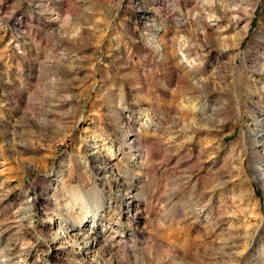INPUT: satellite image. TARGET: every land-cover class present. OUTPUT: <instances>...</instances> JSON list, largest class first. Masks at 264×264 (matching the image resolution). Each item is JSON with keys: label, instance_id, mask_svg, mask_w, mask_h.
<instances>
[{"label": "rangeland", "instance_id": "rangeland-1", "mask_svg": "<svg viewBox=\"0 0 264 264\" xmlns=\"http://www.w3.org/2000/svg\"><path fill=\"white\" fill-rule=\"evenodd\" d=\"M262 85L264 0H0V264H264Z\"/></svg>", "mask_w": 264, "mask_h": 264}, {"label": "bare ground", "instance_id": "bare-ground-1", "mask_svg": "<svg viewBox=\"0 0 264 264\" xmlns=\"http://www.w3.org/2000/svg\"><path fill=\"white\" fill-rule=\"evenodd\" d=\"M155 38H153V42H152V45L153 47L157 50V51H160L162 49V43L160 44V42H158V40H156V36H154ZM184 45V44H183ZM187 46V45H186ZM187 49L189 50V48L187 47ZM164 50V48H163ZM161 52V51H160ZM177 54H178V57H179V60L181 62V64L184 66V67H187L188 69L193 66V64L195 63V59L193 58V56H190V54H187V52H185V49L184 47L182 46V44H178V47H177ZM197 60V59H196ZM196 64V63H195ZM197 65V64H196ZM194 68V67H193ZM263 84V83H262ZM262 89L264 91V85H262ZM128 130V129H127ZM128 132V131H127ZM133 131H132V134H124L128 137V143L130 144L131 142L134 141L133 139ZM251 136H252V139L256 142H258V146L264 148V134L263 132L260 130H258L255 125H251V128H250V133H249ZM125 136V137H126ZM126 137V138H127ZM99 140H102L101 138H99ZM99 140L97 139V145L99 146ZM133 202V200L130 198L128 201H126V203L128 205H131V203ZM88 217V216H87ZM90 218H94L95 216L94 215H91L89 216ZM88 217V218H89ZM85 221H88V219L84 218L82 219L81 223H84Z\"/></svg>", "mask_w": 264, "mask_h": 264}]
</instances>
